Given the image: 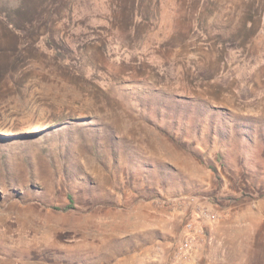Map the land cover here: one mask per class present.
<instances>
[{"label":"rangeland","instance_id":"rangeland-1","mask_svg":"<svg viewBox=\"0 0 264 264\" xmlns=\"http://www.w3.org/2000/svg\"><path fill=\"white\" fill-rule=\"evenodd\" d=\"M0 264H264V0H0Z\"/></svg>","mask_w":264,"mask_h":264},{"label":"bare ground","instance_id":"bare-ground-1","mask_svg":"<svg viewBox=\"0 0 264 264\" xmlns=\"http://www.w3.org/2000/svg\"><path fill=\"white\" fill-rule=\"evenodd\" d=\"M91 210V209H90Z\"/></svg>","mask_w":264,"mask_h":264}]
</instances>
